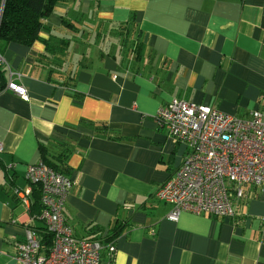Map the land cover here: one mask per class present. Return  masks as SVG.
<instances>
[{
  "label": "crops",
  "instance_id": "crops-1",
  "mask_svg": "<svg viewBox=\"0 0 264 264\" xmlns=\"http://www.w3.org/2000/svg\"><path fill=\"white\" fill-rule=\"evenodd\" d=\"M131 17L138 56L134 36L122 44L116 31ZM43 24L31 46L0 52L6 81L13 72L28 94L0 91V264H21L15 244L28 227L43 233L13 192L42 155L75 181L62 213L76 237L92 236L89 225L106 236L126 224L112 254L102 245L99 264H264L262 187L246 185L229 216L166 217L171 204L156 190L186 147L155 119L172 98L242 118L263 106L264 0H63ZM52 36L69 44L47 52L45 42L59 46ZM46 66L75 70L74 87L47 80Z\"/></svg>",
  "mask_w": 264,
  "mask_h": 264
},
{
  "label": "built area",
  "instance_id": "built-area-1",
  "mask_svg": "<svg viewBox=\"0 0 264 264\" xmlns=\"http://www.w3.org/2000/svg\"><path fill=\"white\" fill-rule=\"evenodd\" d=\"M9 75L6 88L27 99L25 87L11 78L13 72ZM155 119L186 147L172 177L156 190L159 199L171 204L168 219L176 221L181 211L229 216L234 199L244 197L246 185L264 188V104L242 118L208 104L172 98L158 108ZM24 176L27 185L14 187L13 192L23 206L29 207L32 190L40 185L39 218L52 234L53 243L45 250L36 231L28 227L24 241L15 244L19 262L99 264L101 243L75 237L63 217V205L75 181L40 159L26 165ZM107 249L112 254L114 244H108Z\"/></svg>",
  "mask_w": 264,
  "mask_h": 264
},
{
  "label": "trees",
  "instance_id": "trees-1",
  "mask_svg": "<svg viewBox=\"0 0 264 264\" xmlns=\"http://www.w3.org/2000/svg\"><path fill=\"white\" fill-rule=\"evenodd\" d=\"M60 1L63 0H0V52L9 42H17L26 46H31L34 41L39 40L40 32L46 29L43 24L44 18L54 12L55 6ZM61 18V24L65 28L70 29L72 32L77 31V28L75 27L73 22L65 19L63 15H61ZM116 31H119L118 34L119 37L122 38V44H127L130 37L134 36V39L138 42L133 46L132 50H134L136 53L134 56H138V54L141 53L144 44L142 40H139V38L134 34V32H136V23L134 21V18L131 17V19L120 23L116 28ZM81 32H83V29H81ZM138 33L140 32L138 31ZM52 37L57 38L56 43L59 46L55 45L54 42H45V48L47 49V52L50 50L56 51L58 49H62L63 45L69 44V37ZM40 55L42 59L44 56L46 57L45 52ZM59 56L60 55H58L56 59L61 58ZM47 58L53 59L54 56L48 55ZM46 68L47 80L52 81L53 83H55V85L64 86L65 88L74 87V83L72 81H74L75 79V70L71 71L69 69L60 67L56 68V66H46ZM6 71V68L3 67L2 61L0 60V91L3 90L7 83ZM57 76L62 80L56 78ZM41 158L42 159L40 160L47 167H50L65 175L67 174V167L52 164L48 162L43 155ZM40 195V185L36 184L30 196L31 202L29 205V210L32 217H39V214L41 212ZM125 226L126 224L123 223H114L111 232H109L106 236H101L100 234H96L100 228L98 229V227H96L95 225H89L86 226V229L89 234L93 235L84 239L98 241L101 243V245L108 246L109 243H113L114 239L120 235ZM39 238L41 245L45 250H49L52 247L53 236L46 231L45 227H43V233L39 236Z\"/></svg>",
  "mask_w": 264,
  "mask_h": 264
}]
</instances>
